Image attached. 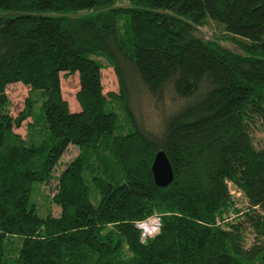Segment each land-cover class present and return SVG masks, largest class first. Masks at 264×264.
Instances as JSON below:
<instances>
[{
	"label": "trees",
	"instance_id": "16d2710c",
	"mask_svg": "<svg viewBox=\"0 0 264 264\" xmlns=\"http://www.w3.org/2000/svg\"><path fill=\"white\" fill-rule=\"evenodd\" d=\"M205 20L243 39L245 54L200 38ZM96 57L118 91H105L108 66ZM70 76L78 111L63 95ZM14 84L40 95L17 117ZM142 90L187 104L149 132L133 108ZM255 126L264 128V0H0V264H264ZM72 144L80 152L53 195L61 215L42 218L33 185L53 179ZM160 151L174 170L165 188L152 173ZM154 216L160 232L143 241L138 226Z\"/></svg>",
	"mask_w": 264,
	"mask_h": 264
},
{
	"label": "rangeland",
	"instance_id": "374dc122",
	"mask_svg": "<svg viewBox=\"0 0 264 264\" xmlns=\"http://www.w3.org/2000/svg\"><path fill=\"white\" fill-rule=\"evenodd\" d=\"M127 4V3H125ZM197 35L204 39L205 41H215L220 43L223 47L229 49L230 51L244 55V50L242 48V44L245 41L241 38H237L235 36L227 33L225 28L212 21L205 20V24L200 26L197 30ZM99 59L103 65L108 66V68L104 71V84L105 91H118L119 85L116 74L114 70L109 67L108 61L104 59ZM126 68V67H125ZM131 85H133V80L130 79ZM63 86V95L64 98L69 102L72 111H78L79 106L76 99L77 91L79 90V79L77 76H70L69 78H63L62 80ZM136 85H134V90H136ZM7 94L10 99L9 113L17 117L26 106V100L31 96L32 99L40 101V95L31 93L30 89L22 84H14L8 87ZM187 104V100L175 98L173 93L166 94V96L162 100H156L152 97L148 92L139 91L136 93L133 103L135 116L140 123L141 127L146 129L149 132L157 133L161 131L162 123L165 117L178 111L181 107ZM38 106V105H37ZM121 113V110H119ZM122 120H124V115L121 113ZM30 122V120H28ZM26 123L25 126L21 129H17L16 132L21 134L23 137H26ZM120 133H123L120 131ZM119 135V132L116 133ZM253 141L257 148H264V128L255 126L252 132ZM80 148L76 145H70L67 152L60 159L54 173L53 179L48 183L37 182L33 185L32 193H31V204L35 206L37 214L46 218L47 216L59 217L61 215V207L54 203L53 195L55 193V184L57 177L59 174L65 169V167L72 162L79 154ZM231 192H234L233 185L229 184ZM97 190H95L96 194ZM237 193V198L241 196L239 192ZM234 193V194H236ZM233 194V195H234ZM94 198V195H93ZM94 203H98V199H93ZM240 208H246L247 202L245 199L240 200L238 203ZM236 217V214L232 213L226 221H233ZM159 217H152L145 223H143L144 229H152L156 227ZM235 220V219H234ZM220 224L223 223L219 222ZM154 224V225H153ZM145 231V230H144ZM154 231V230H153ZM156 235V234H155ZM155 235H152L155 236ZM253 235H250L248 240V245L253 242ZM145 241L146 239L143 238Z\"/></svg>",
	"mask_w": 264,
	"mask_h": 264
},
{
	"label": "water",
	"instance_id": "95a60500",
	"mask_svg": "<svg viewBox=\"0 0 264 264\" xmlns=\"http://www.w3.org/2000/svg\"><path fill=\"white\" fill-rule=\"evenodd\" d=\"M152 173L158 187L165 188L173 183L174 170L164 151L157 153L152 165Z\"/></svg>",
	"mask_w": 264,
	"mask_h": 264
},
{
	"label": "built area",
	"instance_id": "2783aa9c",
	"mask_svg": "<svg viewBox=\"0 0 264 264\" xmlns=\"http://www.w3.org/2000/svg\"><path fill=\"white\" fill-rule=\"evenodd\" d=\"M233 191H234V192H232V194L236 193L235 190H233ZM156 217H157V216H156ZM158 220H159V221L157 222L158 225H157L156 227H153V230H154V231H153L152 229H149V228H148V229H144L143 226H142L143 224H139L138 227L141 228V229H143V230H145L144 233H143V238H144V239H146L147 237H152V235H155V234L157 235V234L160 232V228H161V220H160V218H158ZM219 224H220V223H219ZM153 225H154V224H153ZM143 238H142V239H143ZM143 241H144V240H143Z\"/></svg>",
	"mask_w": 264,
	"mask_h": 264
}]
</instances>
